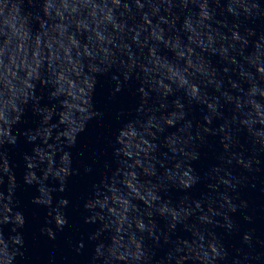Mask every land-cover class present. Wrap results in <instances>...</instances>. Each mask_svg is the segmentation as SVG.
<instances>
[{"label": "water", "instance_id": "water-1", "mask_svg": "<svg viewBox=\"0 0 264 264\" xmlns=\"http://www.w3.org/2000/svg\"><path fill=\"white\" fill-rule=\"evenodd\" d=\"M0 264H264V0H0Z\"/></svg>", "mask_w": 264, "mask_h": 264}]
</instances>
